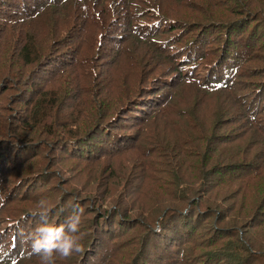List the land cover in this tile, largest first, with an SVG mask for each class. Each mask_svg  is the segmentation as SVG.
<instances>
[{
    "label": "trees",
    "instance_id": "obj_1",
    "mask_svg": "<svg viewBox=\"0 0 264 264\" xmlns=\"http://www.w3.org/2000/svg\"><path fill=\"white\" fill-rule=\"evenodd\" d=\"M42 198L55 264H264V0H0V264Z\"/></svg>",
    "mask_w": 264,
    "mask_h": 264
},
{
    "label": "clouds",
    "instance_id": "obj_2",
    "mask_svg": "<svg viewBox=\"0 0 264 264\" xmlns=\"http://www.w3.org/2000/svg\"><path fill=\"white\" fill-rule=\"evenodd\" d=\"M38 209L33 215L39 216L41 223L29 235L28 242L31 254L38 256L41 264H55L57 256L68 258L83 251L80 232L82 208L74 209L65 222L58 225L49 222L51 209L46 199L38 201Z\"/></svg>",
    "mask_w": 264,
    "mask_h": 264
}]
</instances>
